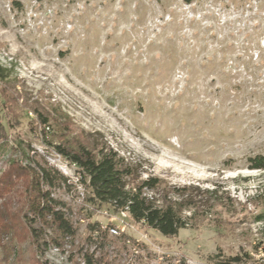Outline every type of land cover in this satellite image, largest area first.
Segmentation results:
<instances>
[{
  "label": "rangeland",
  "instance_id": "374dc122",
  "mask_svg": "<svg viewBox=\"0 0 264 264\" xmlns=\"http://www.w3.org/2000/svg\"><path fill=\"white\" fill-rule=\"evenodd\" d=\"M0 69V172L22 140L77 182L30 122L40 112L61 134L50 140L105 144L160 180L157 203L187 201V226L163 236L85 203L79 184L60 193L80 238L89 222L127 236L113 264H264V169L246 162L264 155V0H0ZM79 241L39 258L72 264Z\"/></svg>",
  "mask_w": 264,
  "mask_h": 264
},
{
  "label": "trees",
  "instance_id": "16d2710c",
  "mask_svg": "<svg viewBox=\"0 0 264 264\" xmlns=\"http://www.w3.org/2000/svg\"><path fill=\"white\" fill-rule=\"evenodd\" d=\"M4 99V103L14 102L12 98ZM30 122L39 125L37 135L50 149L75 166L77 182L73 183L28 142L21 140L9 147L0 172V264H49L39 258L43 249L60 248L65 239L72 243L80 240L77 250L80 260L75 258L72 264H113V251L109 248L127 236H108L106 228L101 229L98 222H89L88 234L80 238L73 207L60 195L71 194L77 184L84 189L85 203L125 212L133 222L163 236H173L187 226L188 220L181 214L183 207L189 206L186 200L183 203L164 197L157 203V199L148 196L159 187L158 178L139 179L136 166L105 144L98 146L69 138L59 142L50 140L61 134L52 128L49 117L43 113L36 112ZM7 140L6 128L0 123V143ZM246 162L249 169H264V155L250 156ZM259 189L255 197L264 208V182ZM255 220L264 223V211ZM24 244H27L25 248ZM243 261L241 256H231L216 263Z\"/></svg>",
  "mask_w": 264,
  "mask_h": 264
},
{
  "label": "built area",
  "instance_id": "2783aa9c",
  "mask_svg": "<svg viewBox=\"0 0 264 264\" xmlns=\"http://www.w3.org/2000/svg\"><path fill=\"white\" fill-rule=\"evenodd\" d=\"M123 213V212H122ZM124 226H111L109 227V232L113 235H118L119 233L124 231Z\"/></svg>",
  "mask_w": 264,
  "mask_h": 264
}]
</instances>
